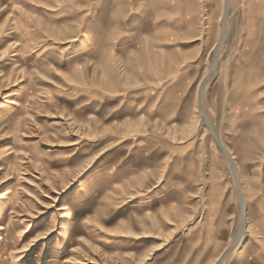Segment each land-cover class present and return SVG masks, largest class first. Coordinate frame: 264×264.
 <instances>
[{
  "label": "rangeland",
  "instance_id": "1",
  "mask_svg": "<svg viewBox=\"0 0 264 264\" xmlns=\"http://www.w3.org/2000/svg\"><path fill=\"white\" fill-rule=\"evenodd\" d=\"M227 1L210 0L204 10L208 32L199 37L204 53L193 59L191 94L179 110L178 124L192 125L190 133L203 118L209 150L217 139L200 110L198 83L216 81L228 59L223 55L237 47L234 36L246 33L245 19L259 17L255 12L246 18V4ZM29 2L0 0V264H215L227 245L225 264H264V216H250L251 208L255 213L264 208L248 200L255 170L236 169L235 159L225 153L218 168L168 171L165 177L171 184L192 180L188 174L203 178L207 184L201 189L210 200L177 202L170 185L169 192H160L163 172L155 168L168 156L162 151L201 140L199 131L169 137L177 124L164 121L159 139L132 130L125 137L120 131L126 122L100 117L114 118L124 103L76 105V71L69 73L56 54H42L47 42L30 40L45 26ZM223 32L227 36L216 54ZM159 141V153L141 155L149 166L142 176L148 184L118 188L123 199L106 192L104 176L119 174L117 166L135 156L136 143ZM222 192L224 201L218 203L215 195Z\"/></svg>",
  "mask_w": 264,
  "mask_h": 264
},
{
  "label": "crops",
  "instance_id": "2",
  "mask_svg": "<svg viewBox=\"0 0 264 264\" xmlns=\"http://www.w3.org/2000/svg\"><path fill=\"white\" fill-rule=\"evenodd\" d=\"M209 2L31 0V10L40 11V22L45 27L40 37L32 33L30 40L47 42L42 54H56L64 59L69 73L76 71V105L105 108L124 103L120 114L110 116L114 118H107V113L100 115L105 122H126L121 136L126 137L132 130L141 132L142 137L159 139V127L164 121L177 124L175 130L169 129L175 132L169 137L188 138L199 131L201 140L191 141V145L175 143L162 151L168 156L164 157L167 161L155 168L163 172L160 192H169L170 185V191L178 195L173 199L177 202L210 200L201 189L207 184L203 178L193 180V175L188 174L192 180L178 178V182L171 184L165 182L167 172L170 175L175 171L218 168L224 163L225 153H229L235 159L236 169L245 170L246 174L248 170H255L252 174L256 180L250 182L252 194L248 200L264 208V194L260 193L264 191V0H245L244 3L233 0V6L246 4V18L255 12L260 18L245 19L246 33L234 36L238 48L223 55L228 59L216 81L211 85L198 83L200 110L216 133V146L209 150L207 141L203 140L210 134L201 123L203 118L196 119L191 133L192 125L178 124L181 121L179 110L189 99L193 86V59L204 53L205 41L199 37L208 32L207 16L203 14ZM146 126L153 128L146 129ZM136 146L135 156L117 166L119 174H106L104 180H100L106 192L118 194V188L148 184L142 176L143 169L149 166L144 167L141 155H156L162 150L161 143L152 142L150 146L136 143ZM194 191L197 193L192 195ZM133 193L139 194L137 189ZM123 195L118 194V199H123ZM224 196L223 192L217 193L214 200L222 203ZM251 210L250 216H264ZM224 258L222 264H225Z\"/></svg>",
  "mask_w": 264,
  "mask_h": 264
},
{
  "label": "bare ground",
  "instance_id": "3",
  "mask_svg": "<svg viewBox=\"0 0 264 264\" xmlns=\"http://www.w3.org/2000/svg\"><path fill=\"white\" fill-rule=\"evenodd\" d=\"M227 14H228V9H226V11H225V15H224V17H223L222 28H225V25H226V19H227ZM226 36H227V33H225V32H223V33L221 34L220 39H219V41H218V43H217L216 54L219 52V49H220V47H221V45H222L224 39L226 38ZM215 58H216V57H215ZM214 62H215V64L217 63V58L214 60ZM227 154L230 155L229 153H227ZM242 200H243V202H244L243 197H242ZM243 206H245V202L243 203ZM236 239H237V238H236ZM234 242H235V241H234ZM229 248H230V247H229ZM229 248H228V249H229ZM226 251H227V249H226ZM225 256H226V255H225ZM225 256H223V257H225ZM223 257L221 256V257L218 259V261L216 260V263H215V264H222V259H223Z\"/></svg>",
  "mask_w": 264,
  "mask_h": 264
}]
</instances>
